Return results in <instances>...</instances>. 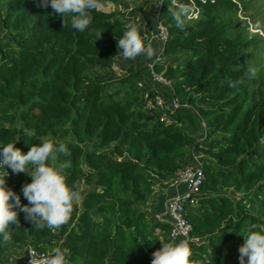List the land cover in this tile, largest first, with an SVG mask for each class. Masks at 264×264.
Returning a JSON list of instances; mask_svg holds the SVG:
<instances>
[{"label":"trees","instance_id":"trees-1","mask_svg":"<svg viewBox=\"0 0 264 264\" xmlns=\"http://www.w3.org/2000/svg\"><path fill=\"white\" fill-rule=\"evenodd\" d=\"M111 2L97 0L80 33L70 17L63 21L40 0H0V144L14 142L22 152L43 139L63 144L67 152L58 160L66 183L81 193L57 228H35L18 212L19 225H11L10 242H0V255L32 246L67 249L66 264H150L160 241L172 240L151 208L152 185L171 178L197 149L204 153L206 179L187 214L190 259L234 264L221 247L240 246L252 225L264 228V70L246 75L252 49L264 47V38L238 17L250 0H195L198 14L183 29L163 0L158 16L169 38L155 71L189 105L169 123L145 107L162 90L169 96L147 72V59L121 75L95 73L93 65L109 70L120 56L124 25L141 24ZM141 79L147 87L139 90ZM202 119L207 137L200 140ZM9 171L6 186L27 203L21 188L31 177Z\"/></svg>","mask_w":264,"mask_h":264},{"label":"clouds","instance_id":"clouds-1","mask_svg":"<svg viewBox=\"0 0 264 264\" xmlns=\"http://www.w3.org/2000/svg\"><path fill=\"white\" fill-rule=\"evenodd\" d=\"M163 3V0H156ZM43 7H51L54 13L63 18L70 17L71 27L84 33L91 22L92 10L98 7L97 0H40ZM168 10L177 28L183 29L194 15L195 5L189 0H168ZM161 8H159L160 10ZM123 34L117 39L118 53L126 59L139 55L151 57L153 49L146 46L140 25L129 20L124 25ZM256 67L249 64L246 75L252 78ZM229 86L232 82L228 81ZM63 144L43 139L33 144L27 152L14 147V142L0 144V168L6 169V175H0V242L11 241V225H19L18 212L25 214L33 227L53 229L65 223L72 213L74 203L79 202L81 193L78 186L66 183L65 164L58 160V154H66ZM13 173L25 172L31 177L21 192L27 203H21V197L6 186L7 169ZM238 247L239 264H264V228L256 230L252 225ZM161 247L152 253L150 264H198L190 259L192 250L188 239L160 241ZM67 249L53 248L43 264H66ZM17 257L13 256V259ZM247 258V259H245ZM34 262L32 258L31 264Z\"/></svg>","mask_w":264,"mask_h":264},{"label":"built area","instance_id":"built-area-1","mask_svg":"<svg viewBox=\"0 0 264 264\" xmlns=\"http://www.w3.org/2000/svg\"><path fill=\"white\" fill-rule=\"evenodd\" d=\"M193 3L195 0H191ZM162 3L159 4L161 8ZM198 14V10H195V17ZM145 39V44L149 45L156 41H159L160 51L154 59L149 60L147 63V70L151 75L153 81L163 85V88H167L169 96L166 98L164 93H156L154 97L147 103V108L150 113L153 111L159 114L158 119L162 122H172V118L178 110L183 107H189L188 104L182 103L178 96L174 92V86L171 80L164 77L162 74L155 71V64L162 58V54L165 49V43L169 38V29L163 20L156 16L154 19V25L148 29H140ZM110 69L116 75H121L126 69L117 60V57L111 63ZM165 88V90H167ZM203 126V134L199 138L203 140L207 137V126L204 119L201 120ZM8 176L10 175L9 169ZM6 169L0 168V175H6ZM7 176V177H8ZM206 179V170L204 161L198 160L194 156V160L188 164L179 167L174 175L169 179H159L152 185L153 194L159 192L160 188L165 191L163 209L157 215V219L162 223H166L170 230L169 236L172 240L188 239L189 243L193 240L191 236L192 225L188 220L187 214L189 210L196 206L199 200V195L202 192V185ZM157 232H160V228H157ZM21 254L23 256L24 264H31L34 257L33 264H43L44 259L50 255L49 252H43L35 249L32 246L23 248Z\"/></svg>","mask_w":264,"mask_h":264},{"label":"rangeland","instance_id":"rangeland-1","mask_svg":"<svg viewBox=\"0 0 264 264\" xmlns=\"http://www.w3.org/2000/svg\"><path fill=\"white\" fill-rule=\"evenodd\" d=\"M152 0H123L124 5L121 4L120 0H115L116 3H108V5L112 7H118L121 8L125 11V13L128 14H133V15H138L140 16V14L142 13V10L144 8V6L151 2ZM151 5V4H150ZM111 8H107V9H111ZM137 16V17H138ZM238 17L240 19H244L247 24L248 27L250 29L251 32H256L259 31L260 35L264 38V0H250V2H248V6L245 8H242L241 10H239L238 12ZM236 25V24H234ZM4 35V34H3ZM264 43V41H263ZM260 50H256V48L252 49V54L255 56V58H252V65L256 67V71H259L260 69L264 70V47L261 46L259 48ZM145 60V59H144ZM250 63V64H251ZM93 67H95V73L99 76H102L104 74H108L109 76L111 75L110 72L114 75L115 73L112 72V70L109 68V70L105 67V66H96L93 65ZM110 71V72H109ZM116 75V74H115ZM144 81L141 79L138 80V84L140 86V88H138L139 90L142 89V87H147V85L145 83H143ZM141 83V84H139ZM161 93H163L164 91H160ZM146 100V99H145ZM147 102V101H146ZM138 106H140V104H138ZM147 106V104H145V107ZM194 156L200 160V161H204V153L200 152L197 149H192L190 152V161L192 162L194 160ZM17 176V175H16ZM19 177V176H17ZM230 192L233 190V187L229 188ZM164 191L163 188L159 189V192ZM162 193V192H161ZM235 195L239 196V197H243L242 194L240 193H236ZM256 205V204H255ZM254 204H251L252 208H255ZM146 209H150L149 206H146ZM231 245V246H229ZM227 244L225 246H222V250L225 252L226 255H228V257L230 258L231 261H233L234 264L236 260H238V244ZM240 245V243H239ZM15 250H10L7 252H5V255H0V264H5L9 261H14L15 263H23V260L21 259V257L19 255L22 256L21 252L19 251L17 253V251ZM13 252V254H11ZM51 253V252H49ZM13 256L17 257L16 259H13ZM23 257V256H22ZM6 260H8L7 262H5ZM24 264V263H23Z\"/></svg>","mask_w":264,"mask_h":264},{"label":"crops","instance_id":"crops-1","mask_svg":"<svg viewBox=\"0 0 264 264\" xmlns=\"http://www.w3.org/2000/svg\"><path fill=\"white\" fill-rule=\"evenodd\" d=\"M152 3H149L148 5L146 4L142 10V13L140 14V16L138 15H133V14H128V15H133L135 16V19H141V24L140 25V29L142 30H146L149 27H151L153 25V20L155 19L156 16H158V11H159V4L157 3L156 0H152ZM151 4V5H150ZM138 16V17H137ZM158 39H155L154 42H152L151 44L148 45V47H151L153 49V55L151 57H146L144 55H139L134 59H126L123 58L121 55L117 57V60L120 61V63H122L123 68L126 69L127 66H129L130 64H135L137 62L138 59L140 58H144L149 60H152L155 58V56L158 54V52L160 51V47H159V41H156ZM147 71V70H146ZM148 72V71H147ZM112 74V73H111ZM104 76H109L108 74H104L102 75V77ZM145 83V82H143ZM141 84V83H139ZM162 192V193H161ZM158 192L156 194H154V201L151 204V208L152 210L155 212L156 216L161 212L162 208H163V200L165 197V191H161ZM21 252V251H20ZM21 257V259L23 260V257L21 255H19ZM24 263V261H23Z\"/></svg>","mask_w":264,"mask_h":264}]
</instances>
